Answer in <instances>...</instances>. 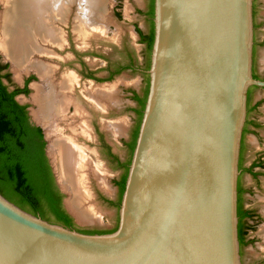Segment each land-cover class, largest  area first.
<instances>
[{
  "label": "water",
  "instance_id": "water-1",
  "mask_svg": "<svg viewBox=\"0 0 264 264\" xmlns=\"http://www.w3.org/2000/svg\"><path fill=\"white\" fill-rule=\"evenodd\" d=\"M253 2L153 0L148 91L116 227L82 232L0 193V264H242L240 148L248 89L264 86L252 75Z\"/></svg>",
  "mask_w": 264,
  "mask_h": 264
},
{
  "label": "rangeland",
  "instance_id": "rangeland-1",
  "mask_svg": "<svg viewBox=\"0 0 264 264\" xmlns=\"http://www.w3.org/2000/svg\"><path fill=\"white\" fill-rule=\"evenodd\" d=\"M99 1H102V5L90 7L89 10L83 12L84 0H74L71 3L66 22L58 24L64 33L65 42L63 44L65 47L63 46L64 48H61L59 52L56 51L57 56H55L54 62L50 59L48 61L52 64L58 63L57 66L55 65L56 69L60 66L58 72L55 70L57 77L63 72H73L78 82L73 88L70 96L71 103L64 115H61L56 122H46L39 118L38 106L29 102L34 93L33 87L29 88L27 95L22 94L17 97L22 103L29 104L30 109L36 108L34 116L39 119L37 120L44 128L46 127V132L52 136L61 135L64 142L67 139H72L86 152L85 154H88L86 158L89 157V161L95 162L90 164L88 162L86 166L87 187L92 194L82 198L81 210L78 208L75 211L76 216H73L75 224L82 228H110L117 224L118 207L107 204L98 197V194L101 193L108 198L115 199L116 190L113 180L118 173L115 164L111 162L101 147L98 133L101 132L104 135L116 155L121 159L128 158L129 150L125 141L129 138L136 117L134 112L136 103L131 99V91H140L145 86V77L136 70L126 69L110 80L101 82H95L82 76L80 59L100 77L106 76L104 69L108 63L113 65L116 62L127 60L126 48H130L134 52L139 63L144 60L143 46L138 41L134 27L138 26L144 32L148 31L149 22L146 18L148 0ZM3 9L4 4L0 0V19ZM116 12H119V17L116 16ZM83 16L85 21L80 22L83 20ZM256 23L255 35L259 40L264 37V0H256ZM75 26L86 28L88 38L80 40L73 31ZM47 48L53 49L49 45ZM52 53L51 58L55 55L53 50ZM33 59L44 58L34 55ZM0 60L8 65L12 83L21 84L25 77L31 75L34 79L30 85L33 83H36L35 85L44 84L43 80L37 77L38 73L34 69L22 71L16 76L11 61L5 57L1 50ZM255 63L257 71L261 76H264V45L257 47ZM105 90L107 96L102 95ZM90 92H93V96L101 102L92 99ZM256 98H261L263 101L251 116L257 118L261 126L255 134L250 130H246L244 134L246 144L244 166L248 165L253 158H257L258 155L264 157V88L256 89ZM90 153L94 157L93 160ZM258 173L260 175L257 179L247 172L241 173V183L248 190V193H244V204L246 207L253 208L258 215L250 222L253 225L251 236L254 239L243 247L242 264H252L257 261L264 264V171L262 173L258 171ZM90 174L91 190L88 184ZM86 209H90L92 212L86 214Z\"/></svg>",
  "mask_w": 264,
  "mask_h": 264
},
{
  "label": "bare ground",
  "instance_id": "bare-ground-1",
  "mask_svg": "<svg viewBox=\"0 0 264 264\" xmlns=\"http://www.w3.org/2000/svg\"><path fill=\"white\" fill-rule=\"evenodd\" d=\"M1 1L4 4V9L0 19V50L11 61L16 76L20 72L29 69H34L38 73L39 76L36 74L37 77H40L44 84L35 85L36 83H33L31 85L34 93L31 95V101L29 102L38 106L39 118L46 122H56L61 115H64L71 103L70 96L78 82L73 72H63L58 77L56 76L55 64L48 61L53 53L51 49L47 48V45L59 49L63 48L64 33L58 24L66 22L71 3L74 0ZM82 5L84 6L83 12H85L90 7L102 5V1L84 0ZM83 21H85L84 16L80 22ZM73 31L80 40L88 38V31L82 26H75ZM34 55H40L44 59L35 60L33 59ZM92 93H89L93 97L92 99L97 100L93 96L94 93ZM102 93V95L107 96L106 90ZM101 106L103 108V105ZM35 111L36 108L32 111L34 118ZM38 122L41 124L40 121ZM44 129L49 141L48 153L56 162V170L61 186L69 195L67 207L76 216L75 211L80 208L82 198L91 195L86 182V166L88 162L90 164L94 161H89V157L86 158L88 154H85L86 152L72 139L69 138L70 140L67 139L64 142L61 135L52 136L49 132H46V127ZM90 157L93 160L94 157L91 153ZM85 159L87 162L84 161ZM86 211V214L92 212L90 209H86ZM81 212L84 213L83 210Z\"/></svg>",
  "mask_w": 264,
  "mask_h": 264
},
{
  "label": "trees",
  "instance_id": "trees-1",
  "mask_svg": "<svg viewBox=\"0 0 264 264\" xmlns=\"http://www.w3.org/2000/svg\"><path fill=\"white\" fill-rule=\"evenodd\" d=\"M149 4L147 16L150 17L151 21L150 30L148 33L137 30L141 42L146 43L145 70L149 67V57L153 43V0H150ZM116 15L119 16L118 14ZM3 67H6V64ZM120 69L119 71H121ZM143 73L146 76L144 96L141 99L140 109L136 110L138 117L132 132L131 142L128 144L129 156L125 163V179L148 91V76L145 72ZM19 92L27 93L28 89H16L11 94L8 92L7 86L0 81V193L20 208L34 215L72 228L75 224L72 217L63 208V194L55 183L45 155L46 142L43 139L42 129L29 121L25 110L26 106L19 104L14 99L13 94L16 95ZM134 99L140 103V99L136 94H134ZM114 159L118 158L114 155ZM124 184L125 181H122L120 199L124 190ZM247 213L250 214V217L253 216L250 211L244 210L242 205L238 206L239 240H242L245 234L241 229V224L247 218Z\"/></svg>",
  "mask_w": 264,
  "mask_h": 264
},
{
  "label": "flooded vegetation",
  "instance_id": "flooded-vegetation-1",
  "mask_svg": "<svg viewBox=\"0 0 264 264\" xmlns=\"http://www.w3.org/2000/svg\"><path fill=\"white\" fill-rule=\"evenodd\" d=\"M149 3H150V0H148V4H147L148 9H149V5H150ZM138 12H140V10H138ZM116 14L119 15V12H116ZM146 18H147V20L149 22V29H148L147 32H144L138 26H135L134 27L135 28V31L137 32V35H138V41L143 46L142 47L143 48V52L142 53H143V56H144V60L143 61H141L139 63L136 60V57L134 55V52L130 48H126L125 49V52H126V58H127V60L125 62H116L113 65H111L110 63H108L107 66L104 69V71L106 72V76L100 77L98 74H96V72L93 71V69L87 67L85 65V62L82 59H80V66H81V69L80 70H81L82 76L85 77V78L91 79V80H93L95 82L96 81L97 82H101L103 80H110L111 78H113L114 76L118 75L122 71H124L126 69H129V70L139 71L145 77V84H146V76L143 73L144 70H145L144 69V61L146 59L145 52L147 51V49H146V43L141 42L140 35H139L138 31H137V30H140L143 33H148L149 32L150 27H151V21H150V17H148L147 14H146ZM253 22H254V45H253L252 75L256 79L264 80V76H261L260 73L257 71V67H256V63H255L256 62L257 47L264 45V37L258 40L256 38L257 36L255 35V29L257 27V23H256V0H254V2H253ZM52 50H53V52H54L55 55L52 58H50V60L54 62V59L56 58L55 56H57L56 55V51L59 52V51H61V49H59L57 47H53ZM142 59H143V57H142ZM5 64L6 63H4L3 61L0 60V81L4 85L7 86L8 92L12 94V93H14V91L16 89H23V88H27L28 89V92H29V88H30L29 85H30V82L34 79V77L31 76V75H29V76H27V77L24 78V80L22 81L21 84H14V83H12V80H11L10 72L8 70V65L6 64V67H3V65H5ZM57 64H55V65L57 66ZM120 68H122V69H120ZM119 69L121 71H119ZM57 70H60V66H58V68L56 69V71ZM7 74L9 75L8 77H7ZM144 87L145 86H143L140 89V91H138V90H132L131 91V99L136 103V106L134 108V112L136 114V117H135V121L133 123L132 129H131V133L129 135V138H128L127 141H125V145L127 146L128 150H129V145L128 144H130V142H131L132 132H133V130L135 128V124H136L137 117H138L137 116V113H136V110L138 111L140 109V107H141V99H143V96H144ZM258 88H262L263 89L264 86L260 87V86L252 85L248 89V93H247V120H246V123H245V126H244V130H243L242 141H241V148H240V157H239L240 174H239V177H238V185H237V190H238L237 208H238L239 205H242V207H243L244 210L250 211V213L253 214V216L250 217V214L247 213V218H245L243 220L242 224H241V226H242L241 229L245 232V234H244V237L242 238V240L241 239L239 240L240 255H242L243 247L248 242L249 243L252 242L253 239H254L251 236V233L253 232L252 231L253 230V225L250 222L253 221L254 219H256V217H258V215L255 213V211L253 210V208L248 207V206L246 207L245 204H244V193H248V190L245 189V187H243V185L241 183V173L242 172H247L254 179H257V177L260 175L258 173V171L260 173H262V171H264V157L261 156V155H258L257 158H253L248 165L244 166V164H243V161L245 159V152H246V144H245V141H244V134H245L246 130L247 131L250 130L251 133H254L255 134L257 132V129L261 126V123L258 121V119L251 116L252 114H254L255 111L258 110L259 105L263 101L261 98H256V89H258ZM28 92L27 93L19 92L16 95L13 94V97L17 101L16 98L19 95H22V94L23 95H27ZM134 94H136L138 96V98L140 99V103L137 100L134 99ZM19 104L26 106L25 107V110H26V113H27V115L29 117V121H30L29 110H28L29 107H30V105L27 104V103H19ZM98 140H99V143H100L101 147L104 149V151L106 152V154L111 159V162L113 164H115V166L117 168V172H118L116 178L113 180V184H114L115 190H116V197H115V199L108 198V197L104 196L101 193L98 194V197H99L100 200L104 201L105 203L118 207L119 206L118 204L120 203V189H121L122 181H125V172H126L125 163H126V161H127L128 158L121 159L118 155H116L112 151V148H111L110 144L108 143V141L105 140V137H104V135L101 132L98 133ZM114 155L118 159H114ZM120 163H123V164H120ZM88 183H89V189L91 190V174H90L89 182ZM63 198H64V194H63ZM62 205H63V199H62ZM72 219H73V217H72ZM73 222H74V219H73ZM238 222H239V219H238ZM240 222H241V220H240ZM74 224H75V222H74ZM115 227H116V225H114L113 227H110V228H96V227L95 228H82L80 226H77L76 224L74 226V228H76V229H78V230H80L82 232H107V231L113 230ZM260 263H259V261H257V262H254L252 264H260Z\"/></svg>",
  "mask_w": 264,
  "mask_h": 264
}]
</instances>
